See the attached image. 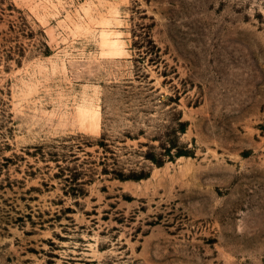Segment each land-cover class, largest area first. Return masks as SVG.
Returning <instances> with one entry per match:
<instances>
[{
    "label": "rangeland",
    "instance_id": "obj_1",
    "mask_svg": "<svg viewBox=\"0 0 264 264\" xmlns=\"http://www.w3.org/2000/svg\"><path fill=\"white\" fill-rule=\"evenodd\" d=\"M0 264H264V0H0Z\"/></svg>",
    "mask_w": 264,
    "mask_h": 264
}]
</instances>
